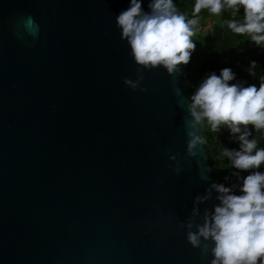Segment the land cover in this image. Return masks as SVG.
<instances>
[{
	"label": "water",
	"instance_id": "obj_1",
	"mask_svg": "<svg viewBox=\"0 0 264 264\" xmlns=\"http://www.w3.org/2000/svg\"><path fill=\"white\" fill-rule=\"evenodd\" d=\"M129 5L0 0V264L213 259L180 227L215 182L204 145L187 157L185 67L125 86L139 67L116 26Z\"/></svg>",
	"mask_w": 264,
	"mask_h": 264
},
{
	"label": "clouds",
	"instance_id": "obj_2",
	"mask_svg": "<svg viewBox=\"0 0 264 264\" xmlns=\"http://www.w3.org/2000/svg\"><path fill=\"white\" fill-rule=\"evenodd\" d=\"M225 7L234 13L243 9V22L235 19L227 22L232 32L250 36L257 46L264 45V0H196L191 19L177 10L174 0H150L148 12L144 11L142 0H130L129 7L116 17L121 39L127 41L131 57L139 66L136 80L124 79L125 86L137 90L144 79L140 69L162 67L169 75H178L179 66L189 63L195 49L192 38L200 22L199 13L207 9L220 15ZM28 24H33L31 18ZM255 68L253 61L250 74H255L252 71ZM234 79L230 68H224L219 76L209 74L191 95L190 102L188 98L191 120L186 121L187 157L196 156L197 146L206 143L199 134L203 122L215 133L227 128L238 140L239 150L223 148L222 156L238 170L232 175L239 185L213 182L203 196L194 198L191 216L180 227L187 229V242L193 248H201L203 244L206 249L208 242L214 245L210 264H264V172L257 171L264 165V148H257L258 142L250 139L249 131L250 126L264 130V76L259 87L230 84ZM241 172L249 174L241 177ZM213 192L218 203L211 211L206 208L202 222L196 223L200 216L198 205L209 201Z\"/></svg>",
	"mask_w": 264,
	"mask_h": 264
},
{
	"label": "trees",
	"instance_id": "obj_3",
	"mask_svg": "<svg viewBox=\"0 0 264 264\" xmlns=\"http://www.w3.org/2000/svg\"><path fill=\"white\" fill-rule=\"evenodd\" d=\"M196 0H174L177 10L185 14L189 19L193 18V9ZM233 11L225 7L220 15H213L207 9L199 13V33L192 39L195 43V49L192 51L190 61L185 67L183 81L188 91V98L198 88L200 83L207 78L209 74L215 73L217 76L224 68H230L235 75V79L229 83H242L243 86L255 84L259 87L260 78L264 76V45L258 49L248 47L251 44V38L248 35H237L227 27V22L237 20L242 22L243 9L232 16ZM213 16H217V21L212 26L211 31L205 37L200 36L204 21ZM244 47H247L243 51ZM256 63L253 69L254 75L250 74L251 62ZM200 135L205 139L204 144L207 150V156L211 163L212 174L216 183L230 186L233 179V172L238 171L231 167L230 161L222 156L223 148L229 150H239L238 140L230 134V131L222 127L218 133L211 130L207 122H203ZM252 132L250 139L257 140V148H264V130L257 131L249 127ZM257 171L264 172V165ZM247 172H241V177L248 175ZM227 177V179H226Z\"/></svg>",
	"mask_w": 264,
	"mask_h": 264
},
{
	"label": "rangeland",
	"instance_id": "obj_4",
	"mask_svg": "<svg viewBox=\"0 0 264 264\" xmlns=\"http://www.w3.org/2000/svg\"><path fill=\"white\" fill-rule=\"evenodd\" d=\"M217 21V16H213L211 18H208L204 21L203 29L200 32V36L205 37L208 35V33L211 31L212 26ZM199 33V25L197 26L196 35ZM201 131H202V125H200Z\"/></svg>",
	"mask_w": 264,
	"mask_h": 264
},
{
	"label": "built area",
	"instance_id": "obj_5",
	"mask_svg": "<svg viewBox=\"0 0 264 264\" xmlns=\"http://www.w3.org/2000/svg\"><path fill=\"white\" fill-rule=\"evenodd\" d=\"M235 14H236V13L233 12V13H232V16H235ZM242 22H243V17H242ZM248 47H252V48H254V49H258V50H259V46H257L256 44H254L252 41H251V44H250ZM246 48H247V47H244L243 51H245ZM232 184H237V185H239V180H238L237 178H234ZM237 194H239V193H237Z\"/></svg>",
	"mask_w": 264,
	"mask_h": 264
}]
</instances>
